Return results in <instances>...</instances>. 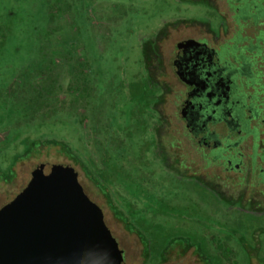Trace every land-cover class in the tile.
Returning <instances> with one entry per match:
<instances>
[{
    "label": "rangeland",
    "instance_id": "374dc122",
    "mask_svg": "<svg viewBox=\"0 0 264 264\" xmlns=\"http://www.w3.org/2000/svg\"><path fill=\"white\" fill-rule=\"evenodd\" d=\"M243 1L0 0V205L35 164H69L100 207L122 264H146L142 243L101 187L114 204L147 205V218L155 212L160 230L149 245H167L156 264H211L215 252L264 264V164L251 161L249 135L230 164L195 143L175 113L168 63L181 37L225 46L227 62L251 63L241 74L250 104L264 84V13L252 18ZM49 135L69 140L82 159L54 145L20 156L25 140Z\"/></svg>",
    "mask_w": 264,
    "mask_h": 264
},
{
    "label": "water",
    "instance_id": "95a60500",
    "mask_svg": "<svg viewBox=\"0 0 264 264\" xmlns=\"http://www.w3.org/2000/svg\"><path fill=\"white\" fill-rule=\"evenodd\" d=\"M122 250L69 164L38 163L0 205V264H120Z\"/></svg>",
    "mask_w": 264,
    "mask_h": 264
},
{
    "label": "flooded vegetation",
    "instance_id": "af4514ba",
    "mask_svg": "<svg viewBox=\"0 0 264 264\" xmlns=\"http://www.w3.org/2000/svg\"><path fill=\"white\" fill-rule=\"evenodd\" d=\"M261 1H243V6L253 9L252 18L264 13ZM226 54L225 46L215 47L204 36L189 35L173 42L168 63L178 83L174 92L175 113L195 143L208 147L214 156L224 152L226 164L231 162L229 153L241 154L234 149L235 145L248 135L251 161L256 156L264 164V84L249 94L251 101L246 105L243 88L248 77L241 74L251 63L244 60L234 65L226 61ZM259 61L264 66V55L259 56ZM260 73L257 70L256 76ZM244 111L248 112L245 116Z\"/></svg>",
    "mask_w": 264,
    "mask_h": 264
},
{
    "label": "trees",
    "instance_id": "16d2710c",
    "mask_svg": "<svg viewBox=\"0 0 264 264\" xmlns=\"http://www.w3.org/2000/svg\"><path fill=\"white\" fill-rule=\"evenodd\" d=\"M23 145L25 146L24 152L20 154V156L27 155L32 149L35 150L37 148H41L43 146H57V150L61 153H64L69 158L73 159L74 161H80L82 158L80 157L79 153L74 149V147L71 145L69 140L63 139L60 137H56L54 135L49 136H36L33 139L25 140L23 142ZM88 167V166H87ZM89 170V167H88ZM101 175V174H100ZM95 180L98 181L100 184H104V176H102L104 179L99 177L98 174L93 175ZM102 180V181H101ZM104 191V194L107 199V204L109 208L112 210L113 214L116 216L118 220H120L124 227L127 230L135 232L138 237L140 238V241L142 243V256L143 261L146 264H156V262L162 258V252L164 248L167 246L166 244L163 245V243L159 244L156 247H153L149 245V241L151 239V235L155 232V230H160V224L157 225L156 222H152L151 220L153 216H155V212H151V217L147 218L144 214L147 213L149 210L147 205L141 204L138 208H128L123 207L118 204H114L112 202V199L110 197V194L108 190L105 187H101ZM150 219L148 220H144ZM154 228V230H152ZM149 230L151 233L146 232ZM150 235V236H149ZM167 239V238H165ZM204 255L205 252L201 251ZM244 254V253H243ZM214 255L216 256V260L213 261L211 264H234L235 261H229L228 255L225 252H215ZM228 263H226L227 261ZM146 261V262H145ZM245 264V262H244Z\"/></svg>",
    "mask_w": 264,
    "mask_h": 264
}]
</instances>
